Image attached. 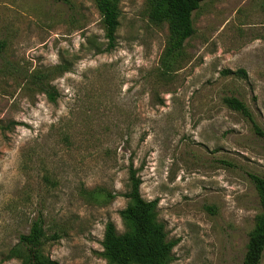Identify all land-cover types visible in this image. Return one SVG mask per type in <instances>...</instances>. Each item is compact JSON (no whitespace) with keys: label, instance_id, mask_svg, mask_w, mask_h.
<instances>
[{"label":"rangeland","instance_id":"374dc122","mask_svg":"<svg viewBox=\"0 0 264 264\" xmlns=\"http://www.w3.org/2000/svg\"><path fill=\"white\" fill-rule=\"evenodd\" d=\"M120 10L116 48L97 53L94 0H0V264H21L11 251L37 219L58 235L44 246L53 260L110 264L105 227L126 230L131 163L179 239L172 264H242L262 211L251 176L264 177V0H206L165 74L168 24L149 20L147 0Z\"/></svg>","mask_w":264,"mask_h":264},{"label":"trees","instance_id":"16d2710c","mask_svg":"<svg viewBox=\"0 0 264 264\" xmlns=\"http://www.w3.org/2000/svg\"><path fill=\"white\" fill-rule=\"evenodd\" d=\"M67 1V0H58ZM101 15L107 40L106 48L97 46V53L109 52L117 46V31L120 27L121 0H94ZM206 0H147L149 20L157 25L168 24L169 38L164 51L161 65L163 74L172 71L180 62L183 50L190 38L196 33L193 14L199 10ZM6 47L0 39V52ZM224 75H236L246 78L245 70H224ZM42 75H36L32 82L40 86L48 98L56 101L57 91L45 87ZM225 104L240 112L245 118L253 121V116L247 105L237 97H225ZM255 131L264 138L262 130L254 124ZM129 192L126 197L129 203L120 212L126 230L120 233L114 222L109 221L105 227L102 242V256L110 264H172L175 255L174 248L179 239H169L166 226L159 219L158 199L148 201L141 194L142 179L139 169L133 163L129 166ZM258 192L262 211L256 217L254 229L249 235L246 253L242 264H261L264 255V177L251 176ZM212 211L211 208H208ZM50 239H58V235L49 237L45 231L42 219H37L31 225L27 234H22L19 244L10 254V258H18L21 264H61L45 255L44 246Z\"/></svg>","mask_w":264,"mask_h":264}]
</instances>
